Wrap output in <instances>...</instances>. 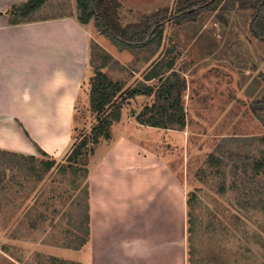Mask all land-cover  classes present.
<instances>
[{
    "label": "rangeland",
    "instance_id": "374dc122",
    "mask_svg": "<svg viewBox=\"0 0 264 264\" xmlns=\"http://www.w3.org/2000/svg\"><path fill=\"white\" fill-rule=\"evenodd\" d=\"M118 1L122 26L162 9L173 15L176 2ZM222 8L220 3L215 13H201L193 22H169L159 47L153 43L123 51L106 38L112 57L124 65L91 44L90 72L101 69L112 83L131 88L139 82L136 78L130 83L135 78L131 72L150 67L160 57L174 60L186 83L185 123L196 134L198 147L183 171L190 202L185 264H264V167L255 168V162L264 158V129L248 108L264 93V42L251 34V11ZM11 12L18 21L80 15L76 0H47L26 17L19 8ZM217 13L227 19L226 25L216 20ZM89 81L76 104L75 145L95 122L89 98L100 89H92ZM149 85L157 87L160 82ZM152 102L146 97L131 99L122 112L129 117ZM89 148L79 152L73 167L68 153L52 159L38 150L35 155L0 151V264L71 263L58 252L76 249L86 238V172L94 151ZM215 150L218 159L212 160Z\"/></svg>",
    "mask_w": 264,
    "mask_h": 264
},
{
    "label": "crops",
    "instance_id": "0c3cea01",
    "mask_svg": "<svg viewBox=\"0 0 264 264\" xmlns=\"http://www.w3.org/2000/svg\"><path fill=\"white\" fill-rule=\"evenodd\" d=\"M25 1L0 0V151L35 155L38 147L58 159L71 148L76 104L92 77L91 44L114 56L93 21L80 24L76 15L10 25L4 13ZM151 66L131 72L130 83ZM125 113L109 139L90 147L88 235L58 256L77 264H185L183 171L198 150L197 136L186 123L184 131L153 128L136 123L137 110Z\"/></svg>",
    "mask_w": 264,
    "mask_h": 264
},
{
    "label": "trees",
    "instance_id": "16d2710c",
    "mask_svg": "<svg viewBox=\"0 0 264 264\" xmlns=\"http://www.w3.org/2000/svg\"><path fill=\"white\" fill-rule=\"evenodd\" d=\"M46 2L47 0H26L11 6L4 13V16L8 17L10 25L25 23L28 21H18L10 17L13 16L11 10L19 8L22 12L21 17H26L42 8ZM220 3L223 4L222 11L225 12L235 9L251 11V34L254 38L264 42V0H176L173 15H169L167 9H162L152 15L143 16L137 23L125 26L120 23L118 11L121 4L118 0H76V5L80 11V15L76 19L80 24H87L93 19L97 31L102 33L119 50L142 49L153 43L159 47L165 25L169 22L174 25L193 22L201 13H215ZM215 15L219 23L227 24V19L222 13ZM161 58L152 64L137 86L131 88H124L122 84L112 83L101 69H96L92 73L90 78L92 89H100L97 94L93 95L92 93L89 98V108L91 114H94L95 122L90 133L88 131L82 134L77 145H75L76 139L73 138L67 157L71 167L75 165V157L83 148L96 145L100 139H109V128L113 123L120 120L124 104L137 96L153 98L151 105L144 106L143 111L134 115L137 124L153 128L183 130L185 111L182 104V94L186 90V83L180 73L174 69V60L166 61L161 60ZM261 77L264 81V76L261 75ZM156 80L160 82L157 87L147 84L149 81ZM92 89L90 87V91ZM248 108L264 129V93L260 98L250 101ZM147 113H152V116L143 119ZM155 115H160L161 119H157ZM37 149L38 152H42L38 147ZM218 152L219 150H215V153L210 154V159H218L216 156ZM255 163V168L260 171L264 167V158ZM189 206L190 202L187 200V207ZM69 264L77 263L71 262Z\"/></svg>",
    "mask_w": 264,
    "mask_h": 264
}]
</instances>
